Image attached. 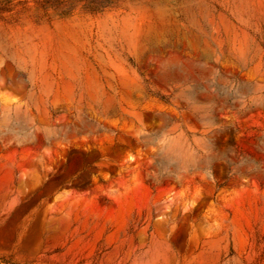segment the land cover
Masks as SVG:
<instances>
[{"label":"rangeland","instance_id":"obj_1","mask_svg":"<svg viewBox=\"0 0 264 264\" xmlns=\"http://www.w3.org/2000/svg\"><path fill=\"white\" fill-rule=\"evenodd\" d=\"M38 1L0 6V264H264V0Z\"/></svg>","mask_w":264,"mask_h":264},{"label":"trees","instance_id":"obj_2","mask_svg":"<svg viewBox=\"0 0 264 264\" xmlns=\"http://www.w3.org/2000/svg\"><path fill=\"white\" fill-rule=\"evenodd\" d=\"M14 1H19V2H28L29 0H1L0 1V6H3V5H7V4H10ZM37 3H40L38 0H35ZM51 0H47L46 2L49 4V5H46L44 7L45 11H48V8L49 6H51V3H49ZM106 1L104 0H87V3H86V6L85 8L92 11V12H98V11H102L103 9H105L109 3H105ZM56 4H60V3H56ZM53 6V5H52ZM59 8V7H57ZM61 15L62 16H67L70 14V11L69 10H66L65 9H61L60 11ZM231 169H228L227 170V173H226V176L225 177H228L230 174H231ZM5 262V261H4ZM6 264H11V263H8V262H5Z\"/></svg>","mask_w":264,"mask_h":264},{"label":"water","instance_id":"obj_3","mask_svg":"<svg viewBox=\"0 0 264 264\" xmlns=\"http://www.w3.org/2000/svg\"><path fill=\"white\" fill-rule=\"evenodd\" d=\"M243 84L248 87L251 88L253 86V83L251 82H247V81H243ZM71 132V129L69 127H65V128H59L55 131V135L58 137H65L67 136L69 133ZM159 136H157L156 138H158ZM203 162H206L205 160H202Z\"/></svg>","mask_w":264,"mask_h":264}]
</instances>
